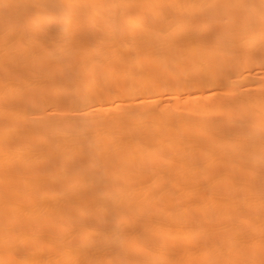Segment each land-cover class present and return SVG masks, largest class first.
<instances>
[{"label": "bare ground", "instance_id": "1", "mask_svg": "<svg viewBox=\"0 0 264 264\" xmlns=\"http://www.w3.org/2000/svg\"><path fill=\"white\" fill-rule=\"evenodd\" d=\"M264 0H0V264H264Z\"/></svg>", "mask_w": 264, "mask_h": 264}, {"label": "snow or ice", "instance_id": "2", "mask_svg": "<svg viewBox=\"0 0 264 264\" xmlns=\"http://www.w3.org/2000/svg\"><path fill=\"white\" fill-rule=\"evenodd\" d=\"M261 19L264 20V9L261 12ZM259 140L261 143H264V132L259 133ZM261 199H264V193H261Z\"/></svg>", "mask_w": 264, "mask_h": 264}]
</instances>
